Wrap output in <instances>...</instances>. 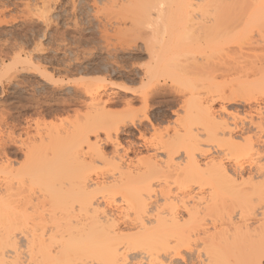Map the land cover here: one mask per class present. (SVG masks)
<instances>
[{
	"label": "bare ground",
	"instance_id": "obj_1",
	"mask_svg": "<svg viewBox=\"0 0 264 264\" xmlns=\"http://www.w3.org/2000/svg\"><path fill=\"white\" fill-rule=\"evenodd\" d=\"M111 1L114 29L142 14L156 38L141 89L120 87L142 116L112 122V97L85 86L99 113L27 148L18 168L0 164V264H264V0ZM229 53L227 70L208 69ZM223 73L225 86L212 82ZM168 81L189 84L185 120L148 141ZM128 126L141 142L124 148Z\"/></svg>",
	"mask_w": 264,
	"mask_h": 264
},
{
	"label": "rangeland",
	"instance_id": "obj_2",
	"mask_svg": "<svg viewBox=\"0 0 264 264\" xmlns=\"http://www.w3.org/2000/svg\"><path fill=\"white\" fill-rule=\"evenodd\" d=\"M113 5L110 0H0V164L8 159L18 168L25 162L27 148L99 113L101 106L92 109L95 102L85 91L90 85L99 86L101 102L112 97L105 110L112 122L142 116L136 96L120 87L134 92L141 89L142 71L151 63L156 38L151 36L142 14L124 18H133L132 27L126 19L121 32L114 29L118 19L110 12ZM230 55L210 56L212 64L209 62L208 69L213 65L227 70ZM223 74L212 82L225 86L228 77ZM206 76L199 77L207 79ZM171 82L161 84V96L150 104L153 128L145 124L148 132L143 139L154 140L159 133L172 136L182 128L186 114L182 101L189 84ZM217 103L214 108L219 106ZM226 107L241 113L249 110L238 103ZM137 135L128 126L116 141L125 148L130 141L141 142ZM98 136L102 140L99 146L111 155V142L103 141L101 132ZM146 156L142 150L139 157ZM223 163L226 165V159ZM99 164H95L93 172L106 170L104 164ZM48 169L46 174L58 176L56 165Z\"/></svg>",
	"mask_w": 264,
	"mask_h": 264
}]
</instances>
